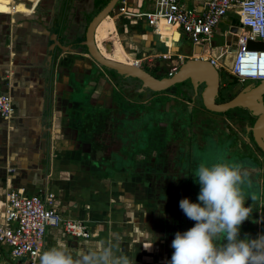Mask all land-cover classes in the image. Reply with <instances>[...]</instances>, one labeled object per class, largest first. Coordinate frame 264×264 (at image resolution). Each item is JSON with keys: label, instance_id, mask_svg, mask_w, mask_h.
Listing matches in <instances>:
<instances>
[{"label": "crops", "instance_id": "0c3cea01", "mask_svg": "<svg viewBox=\"0 0 264 264\" xmlns=\"http://www.w3.org/2000/svg\"><path fill=\"white\" fill-rule=\"evenodd\" d=\"M204 1L182 0L197 10ZM17 3L0 0V24L6 30L0 34V91L12 97L14 106L9 120L0 117V213L10 190L24 195L50 191L60 214L82 220L90 236L75 238L61 227L48 226L40 254L57 244L76 251L103 247L111 240L134 264H168L175 234L196 222L184 214L180 202L162 201L158 207L147 191L145 177L104 165L103 149L94 133L102 120L95 115L102 105L110 106V87L95 73V65L78 44L87 22L67 17L69 0H41L33 12L21 1ZM128 4L133 12H145L140 10L142 0H128ZM235 15L230 10L221 19L215 36L232 24ZM44 29L56 33L61 45L75 47L76 53L57 47L49 52L51 41ZM98 33L108 52H113V45L122 46L120 38L125 39L123 50L137 56H167L173 47L178 50L179 42L166 44L170 33L161 32L162 43L142 17L112 14ZM191 45L199 52L196 44ZM207 54L203 48L202 56ZM248 198L245 194L251 214L240 226L241 239L246 234L251 238L264 234V196L260 193L255 203ZM0 264H18L2 244Z\"/></svg>", "mask_w": 264, "mask_h": 264}, {"label": "flooded vegetation", "instance_id": "af4514ba", "mask_svg": "<svg viewBox=\"0 0 264 264\" xmlns=\"http://www.w3.org/2000/svg\"><path fill=\"white\" fill-rule=\"evenodd\" d=\"M108 17L98 25L95 33L97 47L106 58L122 63L128 59L129 64L155 78L171 76L188 60L208 61L202 56L203 48L196 53L192 45L185 54L173 48L165 58V54L142 53L137 56V53L123 50L122 46L126 47L124 38L118 40L122 46L113 45V52L104 51L97 37ZM183 38L189 41L185 35ZM214 41L216 45L213 47H218L217 50L226 44L225 41ZM103 45L105 47V42ZM226 47L231 53L228 44ZM161 59L165 62L161 63ZM135 60L138 62L134 63ZM93 64L95 73L110 87V106L102 105L95 115L102 120L94 128V133L103 149L104 165L112 169H129L135 171V176L145 177L147 191L159 207L162 201L198 200L201 186L194 174L199 163L222 159L238 163L243 168L248 157L262 170L258 172L254 166V170L247 172L252 185L249 197L257 195L258 183L261 186L264 178L263 156L251 141L249 128L253 116L246 108H207L201 97L205 84L198 82L195 85L189 78L152 90L143 86L138 78L124 77L94 61ZM231 88L230 84L221 82L218 72V89L212 101L221 105L241 90L233 92Z\"/></svg>", "mask_w": 264, "mask_h": 264}, {"label": "built area", "instance_id": "2783aa9c", "mask_svg": "<svg viewBox=\"0 0 264 264\" xmlns=\"http://www.w3.org/2000/svg\"><path fill=\"white\" fill-rule=\"evenodd\" d=\"M40 1L37 0V3ZM25 2L33 12L37 3L33 6L34 0ZM25 2L22 3L25 5ZM117 9L120 15L144 18L160 39L162 25L174 27V31L185 35L191 43L206 49L208 54L204 58L215 68L223 69L240 82L264 80V50L246 48L248 40L264 41V0H206L201 10L185 5L182 0H154L152 10L140 13L130 10L128 0H118ZM230 10L236 13L241 29L234 44L235 51L229 53L225 43L216 52L212 51L218 49L211 45L215 39L214 30ZM13 113L12 97L0 91V117L9 120ZM48 226L61 227L75 238L90 236L82 220L60 214L53 192L24 195L18 190H10L6 193L4 209L0 213V244L9 248L14 261L18 264H39Z\"/></svg>", "mask_w": 264, "mask_h": 264}, {"label": "clouds", "instance_id": "9594fccd", "mask_svg": "<svg viewBox=\"0 0 264 264\" xmlns=\"http://www.w3.org/2000/svg\"><path fill=\"white\" fill-rule=\"evenodd\" d=\"M194 176L201 186L198 203L180 201L194 227L177 232L168 264H264V234L240 237V226L251 214L245 206V188L251 187L248 173L238 163L218 159L201 162ZM253 201L256 196L251 195ZM39 264H134L111 240L103 247L70 251L54 245L39 255Z\"/></svg>", "mask_w": 264, "mask_h": 264}, {"label": "water", "instance_id": "95a60500", "mask_svg": "<svg viewBox=\"0 0 264 264\" xmlns=\"http://www.w3.org/2000/svg\"><path fill=\"white\" fill-rule=\"evenodd\" d=\"M117 3L118 0H108V2L99 11H97L88 22L85 29V38L83 41L78 43L81 48H85L84 51L87 54L88 58H90V60L92 62L94 61L96 64L115 70L118 74L124 77L138 78L142 82L143 86L148 87L152 90H158L167 87L170 84L180 82L186 78L191 79L192 83L195 85L198 82L204 83L205 86L202 90L201 97L207 108L212 110H224L227 108L240 106L246 108L250 112V114L255 117V120L249 130L251 132L254 143L264 154V103L262 100V95H264V80H258L255 83H249L227 102L221 105H217L212 101V99L218 89V72L216 71V68L208 61H203L201 59L188 60L182 63L177 71L171 76L155 78L136 65L122 63L104 57L100 53V50L98 49L96 44L95 29L104 17L109 16L113 12L118 14V9L116 7ZM240 31L241 29L238 26L237 15H235V19L233 20L232 24L224 32V41L226 42V44H228L231 52L235 51V47L233 45L236 43ZM44 32L49 36L51 41V43L48 45L49 52H53L55 47H57L65 53H76L75 47H70L69 45H61L56 33L49 32L48 29H44ZM175 32L178 36L177 39H174L172 37L171 42L173 43L179 42L182 37L179 31ZM175 32L173 33V35L175 34ZM211 45H216L214 40L212 41ZM201 48V45H197V49H199V51L201 50ZM246 48L264 50V41L248 40ZM100 154V156L102 157V151L100 152ZM246 158V166L243 167L246 172L254 170V166H256L258 172L262 171L260 166L256 162L248 157ZM250 188H245V194L248 196H250L248 194ZM260 190L261 186H259L258 183V186L256 188L257 195L255 201H253L250 197L248 198L251 203L257 202L260 196ZM181 200L182 199L178 200V202H180ZM190 201L193 203L199 202L195 199L194 201L190 199Z\"/></svg>", "mask_w": 264, "mask_h": 264}, {"label": "rangeland", "instance_id": "374dc122", "mask_svg": "<svg viewBox=\"0 0 264 264\" xmlns=\"http://www.w3.org/2000/svg\"><path fill=\"white\" fill-rule=\"evenodd\" d=\"M20 1L21 2H23V1L25 2V0H20ZM69 1H70V4H69L70 5V7H69L70 10L67 13L68 14V16H67L68 18L71 15L72 19H75V20L78 21L79 17H81V19L83 18L85 20L84 22H87L89 20V17H91L93 15V14H90V16H89V13L93 10V0H69ZM153 3H154V0H142V5L140 7V10H145V11L152 10L153 9ZM25 6L28 7L29 4L27 2H25ZM116 7H117V5H116ZM112 14L115 15L116 13L113 12ZM112 14H110L109 16L111 17ZM87 16H89V17L87 18ZM18 19L16 17V20H18ZM103 24H104V22H103ZM226 29H228V27H226ZM226 29L220 28L219 35L215 36V39H217L219 41V43L224 42V39H225L224 32L226 31ZM5 33H6V30H4V28L0 24V34H5ZM113 34L115 35V33L109 34V36L111 37V40L114 38L112 36ZM81 38H82V36H81ZM177 45H178V50L177 51L185 54V53L188 52V50H189V48L191 46V43L189 41H186L185 38L182 37V39L179 41V43H177ZM159 47H160V50H162V51L165 50V47L162 46L161 43H159ZM214 51L216 52L217 49L214 50ZM222 60L223 59L221 58L220 61H222ZM128 61H129L128 59H125L124 63L129 64ZM160 62L164 63L165 60L161 59ZM148 63H150V62H148ZM216 71L220 73L221 82H224L225 84H230V86L232 87L231 91H233V92H235L234 91L235 89H239V88L242 89V88L246 87L249 83H255L256 82V81H253V80H246L244 82H240L236 78L230 76L229 74H226V72L223 69H219V70L216 69ZM229 76H230L231 80H230ZM262 161H263V164H264V157H263ZM260 193H262V197H263L264 196V188L263 189L261 188Z\"/></svg>", "mask_w": 264, "mask_h": 264}, {"label": "trees", "instance_id": "16d2710c", "mask_svg": "<svg viewBox=\"0 0 264 264\" xmlns=\"http://www.w3.org/2000/svg\"><path fill=\"white\" fill-rule=\"evenodd\" d=\"M108 2V0H93V10L89 13V16H90V14H95L97 11H99L106 3ZM92 15V16H93ZM88 16V17H89ZM91 17H89V19H90ZM82 38H84V35L82 36ZM258 80H256V82H257ZM254 120H255V117H252V119H251V124H253V122H254ZM251 133V132H250ZM250 138H251V141L253 142V145L256 147V149L257 150H260L257 146H256V144L254 143V141H253V138H252V136L250 135ZM261 152V151H260ZM262 153V152H261ZM262 156L264 157V154L262 153Z\"/></svg>", "mask_w": 264, "mask_h": 264}, {"label": "bare ground", "instance_id": "6f19581e", "mask_svg": "<svg viewBox=\"0 0 264 264\" xmlns=\"http://www.w3.org/2000/svg\"><path fill=\"white\" fill-rule=\"evenodd\" d=\"M19 3V2H18ZM18 3H17V5H18ZM37 3V0H34V2H33V6L35 5ZM17 5H16V7H17ZM14 11H17V9L15 8V9H13ZM107 17V16H106ZM105 19V17L100 21V23L103 21ZM99 23V24H100ZM98 24V25H99ZM98 25H97V27H98ZM97 27H96V29H97ZM96 29H95V33H96ZM175 30V28L174 27H170V26H168V25H162L161 26V28L159 29V33H160V35H161V39H162V34H161V32H163V31H166L167 33H170L171 34V32H173ZM175 32V31H174ZM173 32V33H174ZM171 36V40H170V43L168 44L167 43V41H166V44L167 45H169V46H171V44L173 43V42H171L172 41V37L174 38V39H177V33L175 32V34L174 35H170ZM163 40V39H162ZM174 48V47H173ZM101 53V52H100ZM105 57V56H104ZM109 59V58H108ZM112 60V59H111ZM115 61V60H114ZM119 62V61H118Z\"/></svg>", "mask_w": 264, "mask_h": 264}]
</instances>
